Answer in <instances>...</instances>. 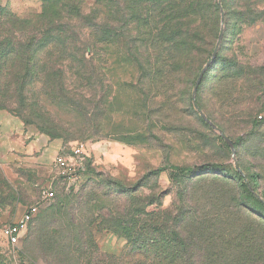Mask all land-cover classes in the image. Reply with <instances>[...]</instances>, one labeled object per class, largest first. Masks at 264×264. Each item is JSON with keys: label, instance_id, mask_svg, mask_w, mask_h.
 <instances>
[{"label": "rangeland", "instance_id": "obj_1", "mask_svg": "<svg viewBox=\"0 0 264 264\" xmlns=\"http://www.w3.org/2000/svg\"><path fill=\"white\" fill-rule=\"evenodd\" d=\"M224 5L219 57L195 100L235 144L234 157L180 75L128 63L110 74L99 46L86 72L71 61L47 69L40 56L24 98L0 111L21 126L14 139L29 133L48 146L46 166L3 158L9 128L0 119V264H264V124L251 127L264 121V0ZM0 8L21 17L42 9L39 0H0ZM79 145L89 163L68 185L48 164L57 148L71 156ZM172 166L193 173L171 180ZM28 210L33 219L12 248L1 230Z\"/></svg>", "mask_w": 264, "mask_h": 264}, {"label": "trees", "instance_id": "obj_2", "mask_svg": "<svg viewBox=\"0 0 264 264\" xmlns=\"http://www.w3.org/2000/svg\"><path fill=\"white\" fill-rule=\"evenodd\" d=\"M39 1L41 11L24 17L0 8V88H8L0 90V111L24 98L27 86L34 77L37 79L35 68L40 56L47 69L60 71L71 61V68L86 72V56L98 46L105 53L110 74H116L128 63L138 70H155L158 75H180L190 96L204 65V60L198 59L207 56L205 62L209 61L216 46L221 10L227 25L224 0L221 7L218 0H92V8L85 0ZM153 4L152 10L146 8ZM247 21L243 13L239 22L245 25ZM218 57L219 50L209 68ZM46 74L49 78L50 74ZM204 78L205 74L197 88L198 95ZM197 106L203 112L201 105ZM204 115L227 137L219 125ZM261 124L264 121L254 120L251 127L254 130ZM88 163L86 159L85 171ZM168 169L171 180L193 173L192 169L174 166ZM165 171L158 169L155 174ZM237 178L245 179L241 172ZM249 178L251 186L257 187V175Z\"/></svg>", "mask_w": 264, "mask_h": 264}, {"label": "built area", "instance_id": "obj_3", "mask_svg": "<svg viewBox=\"0 0 264 264\" xmlns=\"http://www.w3.org/2000/svg\"><path fill=\"white\" fill-rule=\"evenodd\" d=\"M86 148L79 145L72 150V155H66L64 152L59 154L55 160L53 167L57 176L68 185L75 184L80 175L85 171V161L89 159L86 155ZM54 193L51 188L42 190V200L51 201ZM34 211L24 212L15 222L5 225L1 230L2 238L7 242L8 246L15 248L19 245L23 234L27 230L28 225L33 219Z\"/></svg>", "mask_w": 264, "mask_h": 264}, {"label": "crops", "instance_id": "obj_4", "mask_svg": "<svg viewBox=\"0 0 264 264\" xmlns=\"http://www.w3.org/2000/svg\"><path fill=\"white\" fill-rule=\"evenodd\" d=\"M1 121L7 124L9 128L8 133H6V137L9 136V140H7L3 145V158L7 159V156L12 157L14 160L12 162L17 163L19 165H31L33 163L38 165L46 166V153L48 151L47 142L41 138H38L34 141L29 140V133L24 134L22 132L21 137L14 139V135H16V131L21 129L17 123L13 122V120L7 118L5 115L0 116ZM5 141V140H4ZM13 141V142H11ZM63 153L62 150L57 148L54 151V156L50 159L49 167H53L55 158Z\"/></svg>", "mask_w": 264, "mask_h": 264}, {"label": "water", "instance_id": "obj_5", "mask_svg": "<svg viewBox=\"0 0 264 264\" xmlns=\"http://www.w3.org/2000/svg\"><path fill=\"white\" fill-rule=\"evenodd\" d=\"M221 1L222 0H218V4L219 6L221 7ZM224 19H225V15H224V12L221 10V16H220V32H219V35H218V39H217V43H216V46L214 48V51H213V54H212V57L211 59L206 63L205 67L202 69L199 77H198V80H197V83H196V86L193 90V104H194V107H195V110L196 112L198 113L199 117L210 127L212 128L214 131H216L220 137H222V139L224 140V142L228 145V147L231 149L232 151V154H233V157L235 155V147L234 145L232 144V142L230 141V139L228 137H226L222 131H220L218 128H216L208 119L207 117L204 115V113L198 108L196 102H195V95H196V92H197V88L205 74V72L207 71V69L210 67L211 63L214 61V59L216 58V55L218 53V50H219V47L221 45V42H222V39H223V33H224ZM234 165L236 167V169L238 171L239 170V166H238V163L236 162V160H234Z\"/></svg>", "mask_w": 264, "mask_h": 264}]
</instances>
